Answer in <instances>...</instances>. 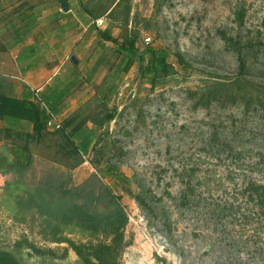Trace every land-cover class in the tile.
Wrapping results in <instances>:
<instances>
[{
  "label": "rangeland",
  "instance_id": "rangeland-1",
  "mask_svg": "<svg viewBox=\"0 0 264 264\" xmlns=\"http://www.w3.org/2000/svg\"><path fill=\"white\" fill-rule=\"evenodd\" d=\"M69 2L68 27L85 30L72 51L79 65L54 49L61 68L49 91L68 89L61 121L81 128L67 137L47 127L40 139L27 138L26 124L20 136L0 132V147L30 149L24 183L74 190L96 177L111 187L129 216L122 264H264V204L250 190L264 187V0ZM97 29L119 44L136 39L139 57L169 51V76L143 77L147 62L127 66ZM13 179L0 175V251L22 264H80L33 218L13 220L2 190Z\"/></svg>",
  "mask_w": 264,
  "mask_h": 264
},
{
  "label": "trees",
  "instance_id": "trees-1",
  "mask_svg": "<svg viewBox=\"0 0 264 264\" xmlns=\"http://www.w3.org/2000/svg\"><path fill=\"white\" fill-rule=\"evenodd\" d=\"M68 2V0H62ZM90 29L93 31L92 24ZM100 43H111L119 47L121 53L127 55V66L135 64V58L147 62L142 76L155 81L166 78L170 74L171 53L165 49L148 47L145 55L138 56L136 39L120 43L109 31L97 29ZM178 60L180 56H177ZM68 95V89L60 93L47 94L45 102L52 108L54 114H59L61 104ZM30 96L23 99H13L0 92V121L6 126L0 129L5 137L13 133L20 136L23 122L32 125V133H26L27 138L43 137L47 130L50 115L34 103ZM114 117L111 116L110 120ZM62 121V129L56 132L70 137L79 134L80 126H75L76 119ZM23 134V133H22ZM32 155L29 147L5 142L0 147V175H13L14 179L7 181L3 187V198L12 202L7 211L16 223L26 224L31 217L39 222L40 234L43 238L57 245H66L65 256L70 251L79 258L80 264H122V256L131 243L126 240V228L129 216L113 189L100 182L96 177L86 186L67 190L54 184L30 187L24 183V177L31 169ZM110 178H122L118 169H108ZM253 194L259 196L264 204V187L252 185ZM4 200V201H5ZM72 236L81 237L76 241ZM84 240H88L85 241ZM29 249L39 252L33 245ZM42 254V251H40ZM47 256H56L53 250L47 251ZM0 264H22L12 253L0 251Z\"/></svg>",
  "mask_w": 264,
  "mask_h": 264
},
{
  "label": "crops",
  "instance_id": "crops-1",
  "mask_svg": "<svg viewBox=\"0 0 264 264\" xmlns=\"http://www.w3.org/2000/svg\"><path fill=\"white\" fill-rule=\"evenodd\" d=\"M62 3L57 8L49 0H0V92L5 96L13 99L30 96L41 106L36 100L37 92L44 101L48 92H62L49 91L51 81L61 68L54 66L58 62L54 49L69 51L71 58L85 32L76 26L72 32L68 27V23L74 21V8L69 2L71 10L65 13ZM18 5L26 7L25 10L16 9ZM57 19L61 20L56 25ZM89 28L90 24L87 30ZM66 103V108H61L65 111L71 106L70 102ZM60 115L61 112L58 114L61 118ZM25 124L30 127L27 132L32 133V125L23 122ZM5 126V122L0 121V129Z\"/></svg>",
  "mask_w": 264,
  "mask_h": 264
},
{
  "label": "built area",
  "instance_id": "built-area-1",
  "mask_svg": "<svg viewBox=\"0 0 264 264\" xmlns=\"http://www.w3.org/2000/svg\"><path fill=\"white\" fill-rule=\"evenodd\" d=\"M146 42L147 43H150L151 42V39H147ZM36 100L41 104V107L43 106L45 108V110L48 111L47 104L39 96V92H37V94H36ZM48 114L50 115V120L47 123V127L49 129H53L55 131L61 130L62 129V121H61V118L57 114H54L52 112H48Z\"/></svg>",
  "mask_w": 264,
  "mask_h": 264
},
{
  "label": "water",
  "instance_id": "water-1",
  "mask_svg": "<svg viewBox=\"0 0 264 264\" xmlns=\"http://www.w3.org/2000/svg\"><path fill=\"white\" fill-rule=\"evenodd\" d=\"M61 7H62L63 12H65V13H68L71 10L70 5L68 4V2H63L61 4ZM70 61L76 66L79 65V59L75 55L71 56Z\"/></svg>",
  "mask_w": 264,
  "mask_h": 264
},
{
  "label": "flooded vegetation",
  "instance_id": "flooded-vegetation-1",
  "mask_svg": "<svg viewBox=\"0 0 264 264\" xmlns=\"http://www.w3.org/2000/svg\"><path fill=\"white\" fill-rule=\"evenodd\" d=\"M9 253V252H8Z\"/></svg>",
  "mask_w": 264,
  "mask_h": 264
}]
</instances>
